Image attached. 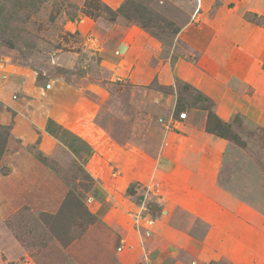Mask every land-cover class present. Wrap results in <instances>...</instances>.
Instances as JSON below:
<instances>
[{
    "label": "crops",
    "instance_id": "1",
    "mask_svg": "<svg viewBox=\"0 0 264 264\" xmlns=\"http://www.w3.org/2000/svg\"><path fill=\"white\" fill-rule=\"evenodd\" d=\"M74 3L79 5L76 1ZM210 9L208 24L213 32L204 56L211 58L210 52L221 51L217 50L215 44L217 36L224 38L221 40L223 52L230 53L231 58L237 62L234 67L238 68L237 80L242 85L246 87L244 83L250 69H259V93L252 96L251 100L255 101V107L259 110V119L253 120L254 125L257 129L264 130V26L253 24V21L248 22L244 18L245 13L264 17V0H222ZM220 19L223 21L219 22ZM100 21L92 22V25L90 20L82 18L80 23H85L84 26L71 30L69 39L63 40L65 42L58 52L67 56L62 58L63 70L60 72V67L54 65L47 70L30 69L26 60L16 58L12 50V55L7 56L8 58L0 56V102L28 119L47 138L58 144L70 158L89 172L93 181V190L89 196L92 201H89L88 197L84 199L79 192L72 190L63 181L59 171L47 169L36 160L35 164L46 171L47 179L41 180L43 188L38 194L32 195L34 199L30 201L29 209L35 211L42 208V198L47 196L55 212L68 205L83 213V225L81 217L79 218V227L83 231L78 236L71 237L68 243L60 241L54 233L47 234L42 248L35 255H30L31 258L27 249L22 246L17 261L29 258L28 264L138 263L135 256L129 253L131 249L126 247L131 243L133 224L141 226L140 220H137L140 215L135 213L138 212L136 203L131 200L135 195L129 194L128 189H143L152 181L159 182L160 175L165 176L166 164H162L161 159L163 151L172 147V143L162 141L159 126H154L156 128L153 131V128L146 125V134L142 136L145 141L143 152L134 154L133 149L127 145L133 144L134 135L131 134L134 128L131 121L127 125L116 123L119 118L113 113L118 109L124 110L123 112L129 109L132 118L143 112L149 116L150 96H140L137 102L134 96L113 95L111 87H124L127 83L133 86V81L131 84L130 81L134 75L136 60L141 54L152 51L153 38L144 36L145 39L141 40L139 30L129 28L127 24L121 26L120 20L103 25ZM235 36L241 40L233 38ZM237 52L256 54L258 64L239 60L241 57H236ZM213 61L216 67L212 78L219 72L220 64L217 59ZM180 64L177 67L179 74L174 70L175 79L211 100L220 112L223 110L225 113L222 104L231 98V93L239 96V92L244 90L241 85L239 92H232L230 89L228 96H217L213 93L214 90L225 91L227 78H224L223 83L206 82L203 78L206 74L196 64L186 66L185 72ZM222 71L226 72L225 68ZM193 76L196 78L193 79ZM239 98L246 110L248 98ZM164 103L159 106L160 112L166 114L168 111L170 116L173 104L169 110ZM105 112L111 119L107 121V125L98 126L99 116ZM206 114L198 108L187 111L186 119L189 117L190 122L185 121V127L192 130L194 127L191 126L194 124L200 129L205 128ZM143 121L141 120V124ZM159 122L164 124L165 118L159 117ZM122 127L126 139L118 140V132ZM211 143L208 156H192L189 164L195 169L194 172L186 175L180 172L182 163L176 159L173 162L176 163L175 168L172 167L165 178L169 194H164L165 204L160 221H155V224H162L164 228L175 231H168V238L159 234V246L152 251V256L157 255L154 260L156 264H264V225L261 227L246 220L234 207L227 204L228 201L210 197L205 193L208 191L206 186L199 185L200 182L211 183L220 191L218 195L226 193L264 217V175L245 150L214 136ZM158 154L160 161L156 159ZM26 158L19 160L24 165L23 171L30 168L28 162L32 158ZM248 162L252 164L254 172L249 170ZM198 165H206L212 173L199 171ZM37 174L31 171V175ZM26 175L28 174L24 173ZM188 182L190 186L187 185ZM163 188V184L159 183L154 191ZM171 195H174L173 199H169ZM169 200H172L171 203ZM6 205H0V244L22 245L23 242L16 238L12 223L5 215L8 212ZM88 213L93 220L91 223L87 221ZM189 231H192L193 236ZM185 234L188 241L183 242L181 240ZM190 240L207 247L199 253L179 248ZM113 243H116L115 248H112ZM9 255L15 254L10 252Z\"/></svg>",
    "mask_w": 264,
    "mask_h": 264
},
{
    "label": "rangeland",
    "instance_id": "2",
    "mask_svg": "<svg viewBox=\"0 0 264 264\" xmlns=\"http://www.w3.org/2000/svg\"><path fill=\"white\" fill-rule=\"evenodd\" d=\"M75 1L79 5H76ZM220 1L222 2V0H0V56L2 55L6 59L7 56L12 55V50L16 58L25 59L30 65H28L29 68L36 71L40 68L47 70L51 65L59 66L58 72L63 70L64 59L62 60V58L67 54H59L58 50L69 39L68 35H72L71 30H77L84 26L85 23H80L82 18L90 20L91 23L102 20L100 21L102 25L103 23H116L120 20L121 26L127 24L130 26L129 28L139 30L140 32H136L142 34L141 40L150 36L153 38L152 51L149 54H141L136 60L134 75L130 81V84L133 81V86H129L127 83L124 87H119V85L111 87L113 95L134 96V100L137 102L140 100V96H150L151 114L149 116L143 112L139 113L136 118H132L129 109H126V112L118 109L113 113L119 118L116 123L127 125L130 123L129 120L131 121L134 128L131 134L134 135L133 144L127 145L133 149L134 154L144 150L145 141L142 136L146 134L144 127L146 125L153 128V131L156 128L154 126H159L162 141L167 140L166 142L172 143V147L163 151L164 155L161 159L162 164H166L165 176L160 175L159 182L152 181V186L146 184L143 189L133 187L128 189L129 194L135 195L131 200L136 203L138 212L135 213L140 215L137 220L141 222V226L138 223L133 224L131 231L133 235H130L131 243L126 246L131 249L129 251L131 256H135V260H138L137 264H156L154 260L157 255L152 256V251L159 246L157 238H159V234L168 238L167 232L171 231L164 228L162 224H155V221H160L161 211L165 204L164 194H169L165 187V183H168L165 178L171 172L172 167L175 168L174 160L181 161L180 172L186 175L195 171L189 164L192 156H208L209 146L212 144L214 135L207 132L208 111L203 108L212 109L222 123L231 124L234 133L243 140H249V136L257 131L253 120L259 119V110L256 109V103L252 102L251 97L255 96L257 92L259 93V69H250L244 83L246 87L242 85L237 80L238 68L234 67L237 62L233 57L231 58L230 53L223 52L221 40L224 38L217 36L215 44L217 50L221 51L210 52L211 58L204 56V52H207L206 46L212 39L210 35L213 32V28L208 24L210 8ZM244 18L248 22L253 21V24L264 26V17L258 14L245 13ZM221 21L223 20L220 19L219 22ZM144 36L145 38H143ZM233 38L241 40L238 36ZM63 40L65 41L63 42ZM237 53L236 57H241L239 60L258 64L256 54ZM214 59L219 60L220 64L219 72L212 78L211 75L216 67ZM178 64L183 66L184 72L186 66L196 64L201 69L200 71L206 74L203 77L206 82L209 80L214 84L223 83L224 78H227L228 84L225 91L214 90L213 93H216L217 96H228L231 91L235 90L239 92V87L242 85L244 90L238 95L248 98L246 110L241 98L232 93L231 98L222 104L225 113L215 107L211 108V100L205 102L201 99V96L204 97L201 93L175 79L174 70L176 69L179 74ZM222 68H225L226 72H223ZM160 76L161 80H159ZM195 78L193 76V79ZM168 100L170 101L167 102ZM163 102L169 110L173 104V112L170 116H168V111L166 114L160 112L159 106ZM192 108H198L207 113L205 128L200 129L194 124L191 126V128L194 127V130L185 127V121L190 122L189 117L186 119V112ZM159 117L165 118L164 124L159 122ZM109 119L111 117L105 112L99 116L98 126L107 125ZM141 120H144L142 124ZM120 130L118 132L120 139L118 140L126 139L123 127ZM127 141H129L128 138ZM229 142L237 146L235 143ZM176 145L180 147L177 148ZM242 150L244 151V149ZM254 153L264 168V151L259 147L254 149ZM26 157L32 159L28 162L30 168L23 171L24 165L20 164L19 160ZM34 158L35 161H33ZM156 159L159 160V154ZM36 160L45 165L47 169L59 171L63 181L72 190L79 192L84 199L90 198L93 181L89 172L73 158H70L58 144L47 138L28 119L0 102V205L7 204L8 212H5V215L12 223L16 238L23 242L22 245L10 243L8 246L1 243L0 264H28L29 258H25L26 261L24 258L17 261L21 247L27 249L29 257L33 256L42 248L47 234L51 235L54 232L66 243L72 239L71 237L78 236L83 231L79 227L80 217L81 224L84 223L83 213L75 211L68 205H64L59 208L58 212H55L47 196L42 198V208L35 209V211L29 209L30 201L34 199L32 195L38 194L43 188L41 180L47 179L46 171L43 167L35 164ZM248 165L249 170L254 172L252 164L248 162ZM197 169L201 172L212 173L206 165H198ZM31 171L37 172V176L31 175ZM24 173L28 175L24 176ZM159 183L163 184L164 188L163 190L156 189L155 192L154 189L159 186ZM203 184L208 190L205 193L210 197L228 201L227 204L234 207L243 218L259 224L261 227L264 225L263 216L257 215L226 193L218 195L220 191L211 183L200 182L199 185ZM187 185L190 186L189 182ZM173 196L171 195L169 199H173ZM171 201L169 200L170 203ZM170 211L172 210L170 209ZM87 221L89 222V218ZM174 231L171 232L174 233ZM190 234L193 236L192 231ZM187 238V234H185L181 241L186 242ZM116 243L112 244V248L116 247ZM197 243L190 240L189 243H184L179 248L184 251L187 249L189 252L195 250L199 253L207 247L199 244L200 242ZM6 252L9 254L12 252L15 255H9Z\"/></svg>",
    "mask_w": 264,
    "mask_h": 264
},
{
    "label": "trees",
    "instance_id": "3",
    "mask_svg": "<svg viewBox=\"0 0 264 264\" xmlns=\"http://www.w3.org/2000/svg\"><path fill=\"white\" fill-rule=\"evenodd\" d=\"M201 99H203L205 102H209L208 99L202 96ZM210 104H211V108H213L214 105L211 102ZM203 109L208 111L207 132L214 135L215 137L229 140L235 143L240 148L244 149L248 153V155L253 159L255 164L259 167V169L264 175V168L262 167L261 162H259V159L256 157V154L254 153V149L259 147L264 151V130L259 128L257 129L256 132L252 133L249 136V140L247 141L243 140L242 138H239L237 134L234 133L233 126L231 124L222 123L212 109L209 108H203ZM175 112L177 113V110ZM88 218H89L88 223L93 222L90 213H88L87 219ZM57 237H59V240L63 242L60 236L57 235Z\"/></svg>",
    "mask_w": 264,
    "mask_h": 264
},
{
    "label": "built area",
    "instance_id": "4",
    "mask_svg": "<svg viewBox=\"0 0 264 264\" xmlns=\"http://www.w3.org/2000/svg\"><path fill=\"white\" fill-rule=\"evenodd\" d=\"M89 201H92V198H89Z\"/></svg>",
    "mask_w": 264,
    "mask_h": 264
}]
</instances>
